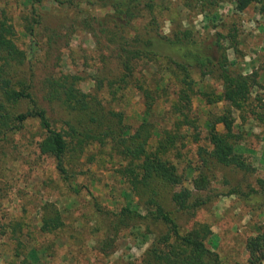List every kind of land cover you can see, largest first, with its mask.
<instances>
[{
    "label": "rangeland",
    "instance_id": "1",
    "mask_svg": "<svg viewBox=\"0 0 264 264\" xmlns=\"http://www.w3.org/2000/svg\"><path fill=\"white\" fill-rule=\"evenodd\" d=\"M90 1L82 0L79 8H74L56 0H43L42 42L33 55L29 53L31 38L24 29L25 19L30 15L27 0L0 3V14L11 18L16 43L27 54L21 67L24 74L19 73V76H28L32 68L33 95L57 128L63 125L66 113L59 102L48 101L43 86L46 79L76 74L82 79L80 90L89 93L95 89L101 74L111 77L120 71L113 57V46L106 38H98L93 30L96 21L104 18L110 9L101 6L98 0ZM184 3L171 1L169 10L164 13L173 22L171 24L168 18L163 21V17L158 25L160 35L170 37L178 29H187L211 44L214 34L223 35L230 70L255 75L257 86L252 89L251 110L263 113L264 13L259 12V6L252 4L239 12L231 0H219L207 8L195 0H188L187 7ZM145 23L143 20L139 25L143 27ZM129 35L133 36V32ZM137 71H141L136 73L138 77L143 74L149 81L161 75L159 64ZM162 77L171 93L172 77L165 70ZM204 85L208 92L222 91L221 82L215 78H206ZM115 107L124 111V124L133 133L144 111L142 95L128 90L125 100ZM224 107V103L206 105L197 97L193 99L194 127L181 128L182 139L177 138L179 143L169 158L182 177L173 191H192L189 203L193 206L197 203V207L177 210L170 200L172 191L165 195L164 203L183 233L199 224L207 225L211 234L205 244L217 255L219 263L248 264L247 241L264 230V183L261 182L264 180V124L254 119L250 108L242 114L233 110L235 150L251 167L248 172L215 164L210 159L205 164L198 151L210 149L208 120H214ZM155 112V124L160 130L169 128L176 120L169 103L160 102ZM216 129L224 132L221 124H217ZM41 134L38 123L31 121L20 132L10 134L7 141L0 142V224L18 222L22 227L21 233L16 234L21 247L9 231L0 235V264H22L23 257L32 249L37 260L29 254L26 264H141L153 239L163 230L161 225L138 218L126 225H117L120 210L138 200L117 175L112 164L116 159L111 160L108 150L89 145L77 160V170L67 183L57 171L55 161L39 153L37 145ZM155 142L154 137L150 146ZM201 164L208 184L205 190L195 191L193 181ZM44 205L56 207L64 223L52 234L40 230ZM140 213H145L142 208Z\"/></svg>",
    "mask_w": 264,
    "mask_h": 264
},
{
    "label": "trees",
    "instance_id": "2",
    "mask_svg": "<svg viewBox=\"0 0 264 264\" xmlns=\"http://www.w3.org/2000/svg\"><path fill=\"white\" fill-rule=\"evenodd\" d=\"M56 1L79 8L82 0ZM171 1L98 0L110 12L96 21L93 30L98 38H106L113 46V57L120 71L111 77L101 74L95 89L89 93L80 90L82 79L76 74H60L46 79L43 86L48 101L59 102L66 113L63 125L58 128L33 95L32 68L28 76H19L27 54L16 43V30L11 18L0 14V142L7 141L10 134L20 132L29 122L36 121L42 131L37 145L39 153L55 161L57 171L67 183L70 176H74L77 160L86 147L96 144L108 150L111 160L116 159L112 160V164L121 182L138 200L134 205L129 203L120 210L117 225H126L138 218L162 226L163 232L155 236L141 264H221L217 255L206 247L205 240L211 234L207 225L199 224L183 233L172 211L165 206V195L172 191L170 200L177 210L197 207V203L195 206L189 203L192 191H173L181 183L182 177L169 158L170 153L177 148L181 128L194 127V98H199L206 105L224 103L223 112L214 120H208L207 141L210 149H199L198 154L205 164L210 159L215 164L234 166L248 172L251 167L235 150L237 135L234 132L233 110L242 114L250 108L259 124H264V112L251 110V94L257 86L256 77L230 70L223 35L214 34L212 44L207 39L197 38L187 29H178L170 37L160 35L158 25L162 23L161 19L164 17L163 21L168 18L171 24L173 22L164 13L169 10ZM182 1L187 7L188 0ZM195 1L207 8L219 0ZM27 2L30 15L25 19L24 29L31 38L29 53L33 55L42 42L43 0ZM86 2L91 3L90 0ZM231 2L239 12L254 4L259 6L260 13H264V0ZM143 20L146 23L141 27L139 23ZM130 32H133V36L129 35ZM231 37L234 44L235 37ZM153 64H159L161 75L153 77L151 81L143 74L140 77L136 75L141 72L137 70H146ZM163 70L172 77L174 88L171 93L164 83ZM208 77L221 82L220 93L207 91L204 82ZM149 82H153L152 85ZM131 89L138 91L144 100L141 122L133 133L124 124V111L115 107L125 100L127 91ZM160 102L169 103L170 111L176 116L173 125L161 130L154 119L157 117L155 108ZM261 108L264 109V105ZM217 124L223 126V133L216 129ZM154 137L156 142L150 146ZM201 168L202 164L193 181L195 191L207 188L208 179ZM261 182L264 183V180ZM49 206L41 208L40 230L45 234H52L64 226L58 209ZM140 208L145 212L143 215ZM21 229L18 222L0 224V235L4 236L9 231L21 247L22 243L16 235L21 233ZM246 249L248 264H263L264 230L247 241ZM29 254L37 260V254L32 249L23 257L22 264L27 263ZM16 257H21L19 251Z\"/></svg>",
    "mask_w": 264,
    "mask_h": 264
}]
</instances>
